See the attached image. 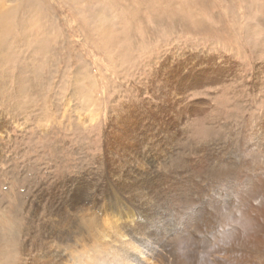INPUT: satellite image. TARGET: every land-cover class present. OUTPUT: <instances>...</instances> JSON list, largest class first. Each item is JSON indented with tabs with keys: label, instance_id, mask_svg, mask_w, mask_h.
<instances>
[{
	"label": "rangeland",
	"instance_id": "obj_1",
	"mask_svg": "<svg viewBox=\"0 0 264 264\" xmlns=\"http://www.w3.org/2000/svg\"><path fill=\"white\" fill-rule=\"evenodd\" d=\"M0 5L1 263L264 264V0Z\"/></svg>",
	"mask_w": 264,
	"mask_h": 264
},
{
	"label": "bare ground",
	"instance_id": "obj_2",
	"mask_svg": "<svg viewBox=\"0 0 264 264\" xmlns=\"http://www.w3.org/2000/svg\"><path fill=\"white\" fill-rule=\"evenodd\" d=\"M30 2V1H29ZM154 3V2H153ZM1 6V5H0ZM24 7V6H23ZM2 17V16H1ZM4 29V28H3ZM1 29V30H3ZM6 34V33H5ZM120 200V199H119ZM120 210V209H119ZM87 218V217H86ZM73 219V218H72ZM99 220V219H98ZM81 221V220H80ZM104 221V220H103ZM97 222V221H96ZM102 222V221H101ZM12 223V222H11ZM82 223V222H81ZM2 224V223H1ZM107 224V223H106ZM110 224H113V223H110ZM117 224H118V221H117ZM116 224V225H117ZM82 225V224H81ZM2 226V225H1ZM15 225H12L11 228L8 229L9 233L8 234H4L1 233L0 234V254H4L6 253V249L4 247V243L8 240H12V237L13 238H17L16 237V234L14 233V229L15 227H13ZM18 226V225H17ZM109 226V224H108ZM120 226V225H119ZM119 226L117 227V232H119ZM3 227V226H2ZM1 227V228H2ZM104 227V226H103ZM102 227V228H103ZM93 223L90 221V220H86L85 223H84V232H90V233H93L91 231V229H93ZM101 228V229H102ZM105 229V228H104ZM113 229V228H112ZM116 230V229H114ZM3 232V231H2ZM108 232V231H107ZM111 232V231H110ZM84 233V234H85ZM113 233V232H112ZM105 234V233H103ZM118 234V233H117ZM115 233V235H117ZM92 235V234H91ZM109 235V234H108ZM113 235V236H115ZM112 238V236H111ZM260 241V240H259ZM82 242V241H81ZM92 242V241H91ZM258 242V241H257ZM7 243V242H6ZM67 244V243H66ZM264 244V243H262ZM84 245V244H83ZM111 246L109 247V245H104V244H100V243H96L95 241V244H93L87 252H82L78 255V264H121L123 261H122V258L119 257V255L121 254H117L115 252H113V250L110 249ZM76 249V248H75ZM70 250H72L70 248ZM77 250V249H76ZM1 263V262H0ZM1 264H6V262L4 261L3 263Z\"/></svg>",
	"mask_w": 264,
	"mask_h": 264
}]
</instances>
